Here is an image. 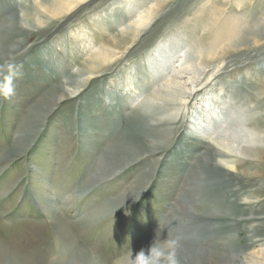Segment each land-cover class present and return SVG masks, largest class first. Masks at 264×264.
I'll return each instance as SVG.
<instances>
[{
  "label": "rangeland",
  "instance_id": "374dc122",
  "mask_svg": "<svg viewBox=\"0 0 264 264\" xmlns=\"http://www.w3.org/2000/svg\"><path fill=\"white\" fill-rule=\"evenodd\" d=\"M40 1L0 0V28L42 20L0 50V264H134L153 242L178 264H264V145L229 174L211 140L264 130V0H83L55 19ZM211 50L187 102L151 100Z\"/></svg>",
  "mask_w": 264,
  "mask_h": 264
},
{
  "label": "bare ground",
  "instance_id": "6f19581e",
  "mask_svg": "<svg viewBox=\"0 0 264 264\" xmlns=\"http://www.w3.org/2000/svg\"><path fill=\"white\" fill-rule=\"evenodd\" d=\"M82 1L83 0H47V2L46 1H42V2L40 1V2L36 3V9L40 10L45 15H51L52 18L55 19V18H60L63 15H65L66 13H68L69 11H71L72 9H75ZM152 11L153 10H149L147 13L141 15L137 20H135L134 28H133V26L126 28L124 30V32L122 31L123 33L120 36H115L114 37V39H115L114 43H111V46L106 45L107 48L110 50H108V51L104 50L105 52L103 50L102 51L99 50L97 56H99L100 60L93 62V64L87 69L88 70V72H87L88 77L79 82L81 84V86H83L88 80L92 79L94 77V75L99 73L97 71L100 70L102 65L99 69H96V68L100 64H106L105 62H107V60H110L113 57L115 58V55L118 53L116 51L115 47L119 44L118 43L119 41L123 42V43H124V41L128 42L129 40H133V42L137 41L138 36L140 34L139 29H141L145 25H147L151 15H152ZM41 21L42 20H41V17L39 15H35L34 13L28 12L26 15H23L22 17L16 18L12 22L11 21L7 22L5 24V27L0 28V50L10 40L16 39V35L11 37L12 34L17 33V31L19 33H21L22 31H28L33 27L37 28L36 27L37 25H34V24L39 22L38 23V25H39V24H41L40 23ZM27 26H29L30 28H27ZM251 34L256 36V35H258V32H255L253 30ZM239 43L244 44V39L239 40L237 42V44H239ZM237 44H236V46H239ZM231 48H233V47H231ZM212 52H213L212 50L209 51L205 56H203V54H201V56L198 57L199 59L196 61V63H197L196 65H195L194 60H188V59L185 61L181 60L180 66H179L180 70L176 71L175 73L173 72V74L170 75V78L168 80H166L165 84L162 86V88L164 89V91L166 93H164L162 90L159 89L158 91H155V94L152 96L151 100L153 102H155V101H157L158 96H164L166 98V100H168V101L179 99L183 103L187 102V100H185V97L186 96L190 97V94H191L188 92L192 91L193 89L198 87L199 79L202 78L205 74L204 70H205L206 61L213 62L214 61L213 59L216 58V55L213 54ZM112 54H114V55H112ZM116 59H118V58H116ZM185 73L186 74L191 73L190 74L191 76L189 78L187 77V80H184V77H183V75ZM80 87L78 89H75V90H70L69 87H67V88L64 87V91L67 90L66 96L68 95V97H73V95L76 94L80 90ZM165 89H167L169 91H166ZM170 89L176 90L178 92H171ZM208 107L210 108L209 104H208ZM153 122L156 123V125H157V120H153ZM149 126H150V124H149ZM201 127H202V124H201ZM145 128H147V127H144V129ZM210 130L213 131L212 128ZM219 132H220V130H219ZM224 133H225V131H223L222 133H217L218 136L216 137V139L214 137L216 133L214 134L211 132V134L209 136L214 137L211 140L215 141L220 148L219 150H217V152L215 154H216V157H220V159L222 158L223 160L221 159V161L218 162L219 165L218 164L217 165L218 166L221 165V166H223V168L227 167L228 169L224 168L226 171H228L227 173H229L230 169L231 170L234 169V167L237 164H239L238 159H240V158L257 159L258 160V157H259L261 159V155H260L261 153H259L258 149L254 148L253 146L256 144L261 145V146L264 145V130L258 129L257 131H255V130L247 131L245 140H247V142L249 143L248 146H245L244 144H235V141L230 139L228 136H225ZM219 134H223L224 136L219 135ZM124 147L127 148L125 152H122L123 150H125L124 148L121 150L119 149L121 154H123V156L121 157L122 159L120 158L121 162L128 155H130L133 152H137L139 149V147L136 148L137 147L136 143L131 144L129 146H124ZM118 153H117L116 157H118ZM121 154H119V155H121ZM125 155H126V157H125ZM230 158H232V161H229ZM117 159H119V157ZM233 159H235V160H233ZM115 162H116V160L113 161V164H116ZM207 214L208 213H200V217L205 216V215H206L205 217H208ZM61 251H62L61 253L65 252L63 250H61ZM58 253H60V251ZM72 263L73 264H80V261H77V263H75V261H72Z\"/></svg>",
  "mask_w": 264,
  "mask_h": 264
},
{
  "label": "clouds",
  "instance_id": "9594fccd",
  "mask_svg": "<svg viewBox=\"0 0 264 264\" xmlns=\"http://www.w3.org/2000/svg\"><path fill=\"white\" fill-rule=\"evenodd\" d=\"M175 248V242L167 245V247H161L154 242L148 254H145L144 250H141L134 261V264H178L173 249Z\"/></svg>",
  "mask_w": 264,
  "mask_h": 264
}]
</instances>
